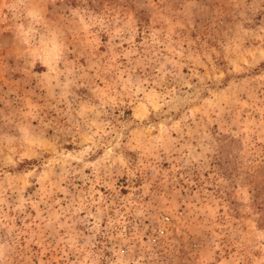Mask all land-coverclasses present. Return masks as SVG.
<instances>
[{
    "label": "rangeland",
    "instance_id": "obj_1",
    "mask_svg": "<svg viewBox=\"0 0 264 264\" xmlns=\"http://www.w3.org/2000/svg\"><path fill=\"white\" fill-rule=\"evenodd\" d=\"M0 264H264V0H0Z\"/></svg>",
    "mask_w": 264,
    "mask_h": 264
}]
</instances>
